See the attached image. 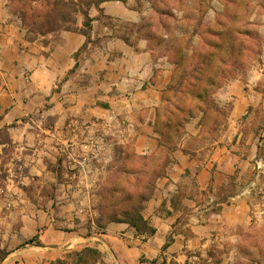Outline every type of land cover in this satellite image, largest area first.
Masks as SVG:
<instances>
[{
    "label": "crops",
    "instance_id": "0c3cea01",
    "mask_svg": "<svg viewBox=\"0 0 264 264\" xmlns=\"http://www.w3.org/2000/svg\"><path fill=\"white\" fill-rule=\"evenodd\" d=\"M16 4L0 0V264H264V0H104L44 34ZM201 8L258 41L209 115L169 97ZM138 167L153 233L99 225Z\"/></svg>",
    "mask_w": 264,
    "mask_h": 264
},
{
    "label": "rangeland",
    "instance_id": "374dc122",
    "mask_svg": "<svg viewBox=\"0 0 264 264\" xmlns=\"http://www.w3.org/2000/svg\"><path fill=\"white\" fill-rule=\"evenodd\" d=\"M17 2L14 6V11L17 16L20 12V6L26 3L25 0H14ZM69 2V0H63ZM81 1V0H80ZM39 5V4H38ZM32 9L34 8L30 5ZM39 9V8H38ZM200 13L195 15V26L187 28V32L191 31L198 34L199 40L187 39L179 46L175 45L174 50H179L182 55H175L173 60L179 65V71L176 73L175 80L170 91L169 97L179 95L180 92L185 91L187 85L194 82L193 77H198V74H204V77H210L208 81L210 85L207 88V93L204 98V103L193 106L188 103V109L205 111L209 115L210 110V96L219 88L226 80L243 74L244 70L256 60L258 53V41L256 27L243 23L245 17L238 15L231 16L235 21L234 25L229 26L226 22V17L219 16L216 22L212 23L205 17L206 9L201 8ZM174 25V24H173ZM174 32H178L179 26L174 25ZM207 60V61H206ZM202 63H204L202 65ZM195 69V70H194ZM198 70V71H197ZM197 71V73H193ZM204 72V73H203ZM203 80L204 78L201 77ZM124 171H127L124 175ZM153 175L155 172L153 171ZM151 174L145 176V169L138 167L122 168V190L117 193L122 195L129 194L132 197L140 196L146 197L150 190ZM254 258H264V249L254 251Z\"/></svg>",
    "mask_w": 264,
    "mask_h": 264
},
{
    "label": "trees",
    "instance_id": "16d2710c",
    "mask_svg": "<svg viewBox=\"0 0 264 264\" xmlns=\"http://www.w3.org/2000/svg\"><path fill=\"white\" fill-rule=\"evenodd\" d=\"M26 3L23 6H20L19 18L22 21V25L27 28L31 33L35 34H44L49 32H59L63 30H68L74 15L78 10L83 11L88 8L91 4H98L104 0H78L79 6L72 2H65L63 0H25ZM32 2H36L38 5L37 9H32L30 5ZM84 5L82 8L81 5ZM207 61V60H206ZM204 63H202L203 65ZM195 70V69H194ZM198 71V70H197ZM193 71V73H197ZM204 73V72H203ZM201 77L204 79L202 80ZM210 77H204V74H198V77H193L194 82L187 85L186 90L180 92L184 102L181 100L174 109L178 112L183 113L184 110L188 109V103L193 105L194 102L198 104L204 103V98L207 93V88L212 85L208 81L205 83V80H209ZM172 90V87L169 89ZM189 101V102H188ZM185 106V108H184ZM189 111V110H188ZM190 112V111H189ZM143 159H139V163L142 164ZM126 175L127 171L123 172ZM157 176V173L154 174V177ZM150 190L146 197L142 195L132 197V195L125 194L122 195L121 200L115 203L118 206V213L106 214L101 216L99 219V225L110 222H124L127 223L130 227L134 228L138 233H147L151 235L153 230L148 228L146 222L141 217V209L143 203L146 201L147 197L151 192Z\"/></svg>",
    "mask_w": 264,
    "mask_h": 264
}]
</instances>
